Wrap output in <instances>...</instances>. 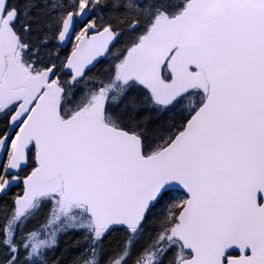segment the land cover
Listing matches in <instances>:
<instances>
[{
    "label": "snow or ice",
    "instance_id": "obj_1",
    "mask_svg": "<svg viewBox=\"0 0 264 264\" xmlns=\"http://www.w3.org/2000/svg\"><path fill=\"white\" fill-rule=\"evenodd\" d=\"M0 264H264V0H0Z\"/></svg>",
    "mask_w": 264,
    "mask_h": 264
}]
</instances>
